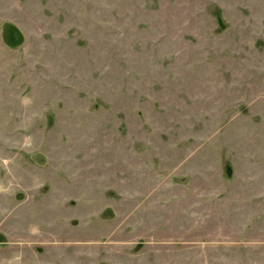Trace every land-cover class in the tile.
Masks as SVG:
<instances>
[{
    "label": "rangeland",
    "instance_id": "rangeland-1",
    "mask_svg": "<svg viewBox=\"0 0 264 264\" xmlns=\"http://www.w3.org/2000/svg\"><path fill=\"white\" fill-rule=\"evenodd\" d=\"M0 264H264V0H0Z\"/></svg>",
    "mask_w": 264,
    "mask_h": 264
}]
</instances>
